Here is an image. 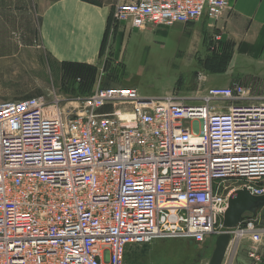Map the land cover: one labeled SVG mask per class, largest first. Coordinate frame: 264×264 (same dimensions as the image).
Wrapping results in <instances>:
<instances>
[{
	"label": "built area",
	"instance_id": "built-area-1",
	"mask_svg": "<svg viewBox=\"0 0 264 264\" xmlns=\"http://www.w3.org/2000/svg\"><path fill=\"white\" fill-rule=\"evenodd\" d=\"M227 8L134 0L114 7L110 30L213 23ZM247 94L214 86L188 103L99 86L75 106L0 103V264H124L130 245L225 232L230 245L249 236L248 259L264 264V206L222 225L235 191L264 195V103L240 104Z\"/></svg>",
	"mask_w": 264,
	"mask_h": 264
},
{
	"label": "rangeland",
	"instance_id": "rangeland-1",
	"mask_svg": "<svg viewBox=\"0 0 264 264\" xmlns=\"http://www.w3.org/2000/svg\"><path fill=\"white\" fill-rule=\"evenodd\" d=\"M51 1L0 0V103L42 96L49 102L57 99L62 106H75L73 102L99 86L130 87L146 98L195 103L201 90L223 84H239L248 90L240 104L264 103V66L251 67L221 58L214 35L207 34L205 44L196 37L198 26L187 31L173 28L165 37L157 29L155 36L160 37L126 32L120 26L114 31L109 28L98 66L56 68L39 38L41 16ZM87 1L109 6L112 11L118 4L134 0ZM216 238L203 243L156 239L130 245L124 264H208ZM231 245L222 264H252L247 257L252 247L249 236L233 239Z\"/></svg>",
	"mask_w": 264,
	"mask_h": 264
},
{
	"label": "crops",
	"instance_id": "crops-1",
	"mask_svg": "<svg viewBox=\"0 0 264 264\" xmlns=\"http://www.w3.org/2000/svg\"><path fill=\"white\" fill-rule=\"evenodd\" d=\"M227 1V10L213 23L203 17L195 23L157 30L165 37L173 28L187 31L198 26L196 37H201L204 44L207 34L218 37L216 46L236 64L264 66V0ZM111 13L109 6L87 0L51 1L42 13L39 28L40 44L50 63L56 68L63 64L98 66ZM154 30L147 27L134 32L155 36Z\"/></svg>",
	"mask_w": 264,
	"mask_h": 264
},
{
	"label": "water",
	"instance_id": "water-1",
	"mask_svg": "<svg viewBox=\"0 0 264 264\" xmlns=\"http://www.w3.org/2000/svg\"><path fill=\"white\" fill-rule=\"evenodd\" d=\"M264 206V195L253 196L246 189L235 191L228 199L227 209L223 215V228L234 229L243 219L245 213L255 216ZM232 235L229 232L220 234L215 239V245L208 264H222L229 248Z\"/></svg>",
	"mask_w": 264,
	"mask_h": 264
},
{
	"label": "trees",
	"instance_id": "trees-1",
	"mask_svg": "<svg viewBox=\"0 0 264 264\" xmlns=\"http://www.w3.org/2000/svg\"><path fill=\"white\" fill-rule=\"evenodd\" d=\"M91 2V1H90ZM91 3H94V2H91ZM95 4V3H94ZM97 4V3H96ZM109 22H110V20H109ZM222 57H224V59L225 60H228V59H230V56L227 54V53H223V54H221V58ZM63 65H68V64H63ZM72 66V65H71ZM75 66H81V67H84V66H82V65H75ZM85 67H88V66H85ZM81 81V80H80Z\"/></svg>",
	"mask_w": 264,
	"mask_h": 264
},
{
	"label": "bare ground",
	"instance_id": "bare-ground-1",
	"mask_svg": "<svg viewBox=\"0 0 264 264\" xmlns=\"http://www.w3.org/2000/svg\"><path fill=\"white\" fill-rule=\"evenodd\" d=\"M230 246H232V245H230ZM230 246H229V248H230ZM229 248H228V249H229ZM231 249H232V248H231ZM228 251H229V250H228ZM233 252H234V250H233ZM229 253H230V252H229ZM232 255H233V253H232ZM229 256H230V255H229ZM229 258H230V257H229Z\"/></svg>",
	"mask_w": 264,
	"mask_h": 264
}]
</instances>
